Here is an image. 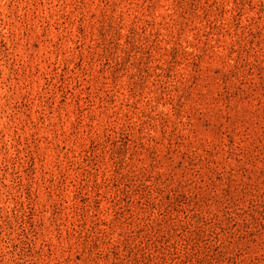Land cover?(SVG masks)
I'll return each instance as SVG.
<instances>
[{
  "label": "rangeland",
  "instance_id": "rangeland-1",
  "mask_svg": "<svg viewBox=\"0 0 264 264\" xmlns=\"http://www.w3.org/2000/svg\"><path fill=\"white\" fill-rule=\"evenodd\" d=\"M0 264H264V0H0Z\"/></svg>",
  "mask_w": 264,
  "mask_h": 264
}]
</instances>
